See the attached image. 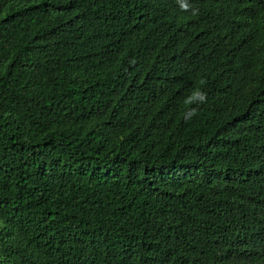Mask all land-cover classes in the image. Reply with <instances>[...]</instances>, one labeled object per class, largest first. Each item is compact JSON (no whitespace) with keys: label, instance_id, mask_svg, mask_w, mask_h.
<instances>
[{"label":"trees","instance_id":"obj_1","mask_svg":"<svg viewBox=\"0 0 264 264\" xmlns=\"http://www.w3.org/2000/svg\"><path fill=\"white\" fill-rule=\"evenodd\" d=\"M0 264H264V0H0Z\"/></svg>","mask_w":264,"mask_h":264},{"label":"rangeland","instance_id":"obj_2","mask_svg":"<svg viewBox=\"0 0 264 264\" xmlns=\"http://www.w3.org/2000/svg\"><path fill=\"white\" fill-rule=\"evenodd\" d=\"M0 230H1V226H0Z\"/></svg>","mask_w":264,"mask_h":264}]
</instances>
